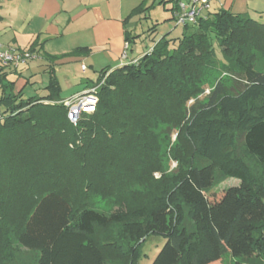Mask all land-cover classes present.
<instances>
[{
    "label": "trees",
    "instance_id": "16d2710c",
    "mask_svg": "<svg viewBox=\"0 0 264 264\" xmlns=\"http://www.w3.org/2000/svg\"><path fill=\"white\" fill-rule=\"evenodd\" d=\"M176 27L180 37L167 33L136 61L101 70L95 111L76 125L52 69L47 94L27 97L0 67V264L13 260L10 234L37 264H138L150 237L164 240L150 264H222L225 254L233 264H264V183L236 155L238 134L264 171V72L254 70L264 24L220 10ZM218 62L236 74L234 87L219 81L187 108ZM158 126L176 131L169 155L188 161L172 183L153 178L163 169ZM227 179L238 186L212 199ZM143 186L151 201L131 204ZM93 197L118 207L98 210ZM114 227L126 253L106 233Z\"/></svg>",
    "mask_w": 264,
    "mask_h": 264
},
{
    "label": "crops",
    "instance_id": "0c3cea01",
    "mask_svg": "<svg viewBox=\"0 0 264 264\" xmlns=\"http://www.w3.org/2000/svg\"><path fill=\"white\" fill-rule=\"evenodd\" d=\"M161 1L166 2V0ZM171 1L176 6L175 3L187 0ZM220 10L235 15H245L260 22L264 19V0H211L206 15ZM127 11L129 10L124 7L123 0H0V44L4 48L12 46L19 50L35 51L43 57L41 61L28 63L17 70L5 69L1 72L6 73L7 80L15 83V91L25 89L24 93L25 87L32 83L31 80L44 78L40 81L41 86L44 87L42 94L32 91L31 86L26 95L42 97L47 94L45 88L49 82L51 69L57 80L55 74L66 64L79 63L80 73L86 75L88 68L93 71L99 69L100 74L101 70L111 71L136 61L151 49L155 41L152 35L157 30L150 29L149 44L144 45V41L141 40L143 42L141 49L135 47L133 51L132 42L128 44L125 41V35L129 34V28L124 20ZM84 20L90 25L89 29L76 28L77 23ZM170 22L173 28L168 27L165 34L174 32L173 29L176 27L173 11ZM69 25H75L71 32H67ZM136 27L134 25L132 28L133 33L129 34L130 37L138 36ZM177 28H180L179 33H181V27ZM125 43L128 44L127 51L131 53L126 51V57L122 59ZM80 47L87 48L89 52L85 55L59 59L49 57V55L68 53ZM81 65L86 67L84 72L81 71ZM61 77L67 89H74L68 97L60 96L62 101L86 91L95 84L90 83L87 78H71L67 73L60 75Z\"/></svg>",
    "mask_w": 264,
    "mask_h": 264
},
{
    "label": "rangeland",
    "instance_id": "374dc122",
    "mask_svg": "<svg viewBox=\"0 0 264 264\" xmlns=\"http://www.w3.org/2000/svg\"><path fill=\"white\" fill-rule=\"evenodd\" d=\"M8 1V0H7ZM124 7L128 8L129 11L125 15V22L127 24L128 33H133V27L136 25V33H138V39H135L133 43H131V48L135 49H141L140 46H142L144 41V45L149 44V36L148 32L150 29H156L157 31L154 32L152 35L155 40L160 38L162 35L167 32V28H173L172 23L170 22V16L172 15V11L175 7L174 2L171 0H166L165 3H162L161 0H123ZM137 8H141L137 10ZM131 10V11H130ZM65 14V13H64ZM260 23L264 24V19L260 21ZM78 26L76 28L82 27L84 29H89L90 25L87 23L86 20H84L81 23H77ZM75 26V25H74ZM72 25H69L67 27V32H71L75 27ZM174 32L171 31L170 38H177L180 37V28L175 27ZM152 38V37H150ZM39 50V48H38ZM128 53H131L127 51ZM74 55H81L76 54L73 51H70L68 53L60 54V55H49L52 59H59ZM42 56V55H41ZM217 56L219 55V52L217 51ZM44 58H47L44 56ZM98 59V58H96ZM79 63H71L66 64L62 66L61 69L55 74L57 78L58 85L60 86V93L61 97H68L73 91L67 89V86L65 83H62V77L60 78V75L67 73L71 78H77V79H85L87 78L89 82H98L99 79V69H95L93 71L91 68H88L86 75H82L79 71ZM254 70L257 72H264V58L260 55H256V59L254 61ZM236 71V70H234ZM236 74L234 72L228 73L226 72L225 68L222 66L220 62L216 63L211 68L207 69V72L203 76V81L199 85V87L203 90V92L198 95L196 98L191 99L187 103V108H190L192 105L197 103H203L206 99V96L209 94V91L213 88V85L219 81H222L227 88L231 89L235 85L234 77ZM11 79H13V76H11ZM44 79V78H43ZM40 78H36L31 80V84L26 88V91L24 95H28V91L30 90L29 87L32 86V91H34L37 94L43 93V86L40 84V81L43 80ZM14 80V79H13ZM61 82V84H60ZM25 90V89H23ZM22 90V91H23ZM164 127L158 126L155 130L156 133H159L160 138V155L162 159L163 169L160 172L153 173V178L155 181L161 179V178H167L170 183L174 181L187 167H188V161L185 156H182V161L175 160L172 156L169 155V150L172 146L176 144V131L173 132H167L163 134ZM236 155L241 158L250 168V171L252 174L261 182L264 183V171L263 169L250 157L246 154V151L242 145V140L240 136L236 135ZM186 161V162H185ZM195 161V160H194ZM198 161V160H196ZM195 161V162H196ZM239 182L236 179H227L223 182H221L219 185H217L215 188L212 189L211 193H215V196L211 197L212 199H218L220 195L222 194L224 189H227L232 186H238ZM172 185V184H169ZM155 191V189H154ZM152 192L151 188H148L146 186H143L142 188L137 189L136 196H133L132 198H129L128 201L131 204H142L146 203L148 204L151 200L150 197L146 196L149 193ZM211 193L209 196H211ZM159 194V193H158ZM147 197V198H145ZM92 202L94 203V207L98 210H102L105 212H110L115 210L118 206L117 204H114L112 200H104L100 197H93ZM184 225L186 228H190L191 226V220L190 215L188 213V209L185 210V220ZM120 229L118 227L111 228L110 230H107L106 233H109L113 236L116 242H119L120 250L123 253H126L127 250L125 248L126 246V240L122 238L120 235ZM98 236L101 238L105 235L104 231L99 230L97 232ZM9 241H10V249L13 251V260L10 262V264H37L36 262V253L27 251L23 248L18 247V245L15 242L14 237L12 234L9 235ZM164 244V240L157 237H150L143 244L139 245V252L141 255L140 260L138 261V264H150L152 259L155 257L156 253L159 251L161 246ZM234 260L230 257L229 254H225L222 258V264H233ZM114 264V263H110Z\"/></svg>",
    "mask_w": 264,
    "mask_h": 264
},
{
    "label": "built area",
    "instance_id": "2783aa9c",
    "mask_svg": "<svg viewBox=\"0 0 264 264\" xmlns=\"http://www.w3.org/2000/svg\"><path fill=\"white\" fill-rule=\"evenodd\" d=\"M211 0H187L178 2L173 10V21L176 26L195 25L197 20L206 16L210 9ZM128 44L124 45L122 59L126 57ZM150 52V50L148 51ZM43 57L40 53L31 50H19L12 46L3 47L0 44V67L8 70H17L18 68L31 63L41 61ZM86 67L81 65V71L84 72ZM105 76L88 88L86 91L74 95L69 99L61 101L67 109V119L70 124L76 125L83 114H91L95 111L97 104L96 92L103 84Z\"/></svg>",
    "mask_w": 264,
    "mask_h": 264
}]
</instances>
